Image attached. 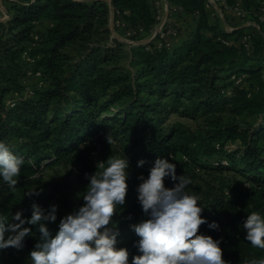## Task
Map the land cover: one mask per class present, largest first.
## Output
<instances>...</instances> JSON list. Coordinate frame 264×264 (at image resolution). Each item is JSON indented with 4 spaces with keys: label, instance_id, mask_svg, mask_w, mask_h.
Returning <instances> with one entry per match:
<instances>
[{
    "label": "trees",
    "instance_id": "16d2710c",
    "mask_svg": "<svg viewBox=\"0 0 264 264\" xmlns=\"http://www.w3.org/2000/svg\"><path fill=\"white\" fill-rule=\"evenodd\" d=\"M2 1L9 17L0 21V141L24 160L16 188L55 166H76L85 178L79 192L47 198L57 206L56 221H43L52 236L60 220L84 204L86 174L97 170L93 155L99 146L100 162L110 156L129 162L126 202L113 217L117 247L129 250V264L140 254L130 226L148 218L137 199L138 177L147 178L158 158L175 163L177 176L191 180L185 191L199 195L208 223L219 224L218 230L202 225L200 234L221 241L226 261L264 259V250L253 248L243 229L253 211L264 216V37L259 32L264 33V19L259 20L264 0H216L224 14L238 6L247 13L259 28L255 35L245 33L247 27L229 32L212 22L206 0H168L181 8L174 15L195 18L194 30L175 43L169 37V49L157 47L158 37L131 48L132 70L122 62L126 45L111 37L107 0ZM110 2L115 18L129 29L148 33L154 27L155 0ZM35 34L39 38L30 54L39 56L34 69L43 85L8 107L5 100L25 89L28 65L21 55ZM233 75L242 78L239 84ZM172 114L193 121L195 128L170 123ZM140 160L145 163L138 167ZM174 183L165 178L166 187ZM51 206L43 208L46 214ZM21 210L22 218L30 219L22 198L0 199V215L10 223H19L11 217ZM23 227L32 235L21 250L0 251V264H31L41 233L39 225Z\"/></svg>",
    "mask_w": 264,
    "mask_h": 264
},
{
    "label": "clouds",
    "instance_id": "9594fccd",
    "mask_svg": "<svg viewBox=\"0 0 264 264\" xmlns=\"http://www.w3.org/2000/svg\"><path fill=\"white\" fill-rule=\"evenodd\" d=\"M106 140L110 145L114 142L110 134ZM144 163L140 160L137 166ZM23 164V158L0 141V177L10 189L16 188ZM96 168L94 174H86L90 182L82 196L84 204L60 220L55 236L42 221H56V205L46 214L34 202L30 219L22 218V210L12 215L11 221L19 223H10L8 216L0 215V251L21 250L25 237L32 235V229L23 225H39L41 240L30 252L31 264H129V250L117 247L119 231L113 222L117 207L126 202L129 162L124 156H110ZM165 178L178 183L166 187ZM138 179L142 182L136 190L137 199L148 218L130 226L139 237L135 247L140 253L132 256L131 264H230L223 258L221 241L200 234L202 225L218 230L219 224L208 223L202 216L199 195L185 191L191 180L177 176L175 163L158 158L147 178L141 175ZM33 194L40 192L26 195ZM243 229L246 241L264 250V216L253 211L244 220ZM6 233L10 234L6 237ZM242 264H264V259H245Z\"/></svg>",
    "mask_w": 264,
    "mask_h": 264
},
{
    "label": "rangeland",
    "instance_id": "374dc122",
    "mask_svg": "<svg viewBox=\"0 0 264 264\" xmlns=\"http://www.w3.org/2000/svg\"><path fill=\"white\" fill-rule=\"evenodd\" d=\"M2 8L3 10H6L5 4L2 2ZM211 7L208 6V9L210 10ZM210 12V20L213 22H217L222 28V18H228L231 20L232 24L230 26L231 31L238 27H247L245 30V33L249 34H256V31L259 29L256 25L252 24L251 17L247 15V13L242 12L239 14L240 8L233 9L230 12L229 9H226V14H224V11L219 7V5L216 4V6H212ZM220 10V11H217ZM233 13V17L232 14ZM244 16V17H243ZM157 17V14H156ZM110 18V17H109ZM115 18L112 17V22H109V29L110 32L113 35V38L120 41L121 43L125 44V50L128 53V57L123 59V64L129 69L132 70L133 68V60L130 56V50L131 48H134L137 46L136 42H145L148 40V37L150 36V32H144V31H136L135 29H129L124 22L122 24L118 25L115 23ZM161 20L156 19V25H159ZM196 20L193 16L188 15L185 16L183 14L180 15H173L171 18L170 26L173 27L177 31V35L175 37H171L173 40L172 42H177L180 38L184 37L187 38L192 31L194 30ZM240 24V25H237ZM39 80L36 77H25L23 79L24 87L26 88H35L36 85H38ZM170 123L177 122L181 126L185 128L194 129L195 124L193 121L178 116L177 114H172L169 120ZM233 147V146H227ZM93 155V162L98 163L101 160V157L99 155L100 148L97 146V148L94 151ZM179 158H181L179 156ZM85 183V178L81 175H76L71 172L70 169H66L63 166H55L54 168H47L44 169L42 173L38 174L32 181L27 182L23 184L21 188H15L10 189L6 184L0 187V199H10L14 200V198H22V200L25 203L26 208L28 210H31V205L34 202H39L43 205V208L47 205H53L55 203L54 199L47 200V198L50 195H55V197L59 198L62 196V194L66 195H72L73 193H77L81 190ZM39 191L40 195H26L29 192L32 191ZM43 223V221H42Z\"/></svg>",
    "mask_w": 264,
    "mask_h": 264
},
{
    "label": "built area",
    "instance_id": "2783aa9c",
    "mask_svg": "<svg viewBox=\"0 0 264 264\" xmlns=\"http://www.w3.org/2000/svg\"><path fill=\"white\" fill-rule=\"evenodd\" d=\"M2 0H0V21L5 22L8 19V15H6L7 10H3L2 8ZM207 4L206 6H216V0H206ZM155 8H156V14L157 17L156 19H160L159 25H156L150 30V36L148 37V40L145 42H136L137 45L139 44H146L150 41H152L154 38L158 37V48H171V44L168 41V38L170 37H175L177 35V31L170 26L171 18L173 17L174 14L178 13L181 11V8L176 6V5H171L169 4L168 0H155ZM235 9H238L236 7ZM220 11V10H218ZM260 16L259 20L263 21L264 19V5L260 9ZM239 14L242 13L240 10L238 12ZM116 14H119L118 12ZM115 18V12L113 10V15ZM115 23L118 25L122 24V21L118 18H115ZM254 24V23H252ZM226 31H230L231 28L229 27L228 29H225ZM112 34V33H111ZM113 38V35H111ZM38 35L35 34L33 36V42L30 44V46L27 48L26 51H24L21 55V59L27 63L28 68L26 69V76L30 77H36L39 82H38V87H41L43 85V81L41 80V72L39 70H35L34 66L36 64V61L38 60L39 56L38 55H31L30 51L36 47V43L38 41ZM247 38H243V42L246 44ZM247 46V45H246ZM241 77H237L235 75L231 76V80L234 81L235 84H239L241 82ZM227 94L230 93V90L226 91ZM33 94V89L31 88H25L21 93H13L10 97H8L5 100V104L8 107H13L15 102L19 100L20 98H27L28 96H31ZM69 169L73 174L79 175L80 171L76 166H69ZM40 206V205H39ZM41 207V206H40Z\"/></svg>",
    "mask_w": 264,
    "mask_h": 264
},
{
    "label": "water",
    "instance_id": "95a60500",
    "mask_svg": "<svg viewBox=\"0 0 264 264\" xmlns=\"http://www.w3.org/2000/svg\"><path fill=\"white\" fill-rule=\"evenodd\" d=\"M107 2H108V5H109V22L111 23L112 22V15H113V6H112V3L110 2V0H107ZM6 15H8V13L6 12ZM9 16V15H8ZM225 25H226V28L228 29L229 28V26H228V24L225 22ZM254 25H256V24H254ZM260 32V34L264 37V33H262L261 31H259Z\"/></svg>",
    "mask_w": 264,
    "mask_h": 264
},
{
    "label": "crops",
    "instance_id": "0c3cea01",
    "mask_svg": "<svg viewBox=\"0 0 264 264\" xmlns=\"http://www.w3.org/2000/svg\"><path fill=\"white\" fill-rule=\"evenodd\" d=\"M239 8V6H238ZM218 11V10H217ZM232 12V11H231ZM222 24H223V28L226 29V25H225V22L227 23L226 19L225 18H222ZM228 24V23H227ZM229 26V25H228ZM230 27V26H229Z\"/></svg>",
    "mask_w": 264,
    "mask_h": 264
}]
</instances>
